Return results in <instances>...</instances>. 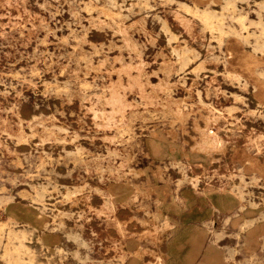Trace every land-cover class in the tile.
Segmentation results:
<instances>
[{
    "label": "rangeland",
    "instance_id": "1",
    "mask_svg": "<svg viewBox=\"0 0 264 264\" xmlns=\"http://www.w3.org/2000/svg\"><path fill=\"white\" fill-rule=\"evenodd\" d=\"M262 35L264 0H0V264H264Z\"/></svg>",
    "mask_w": 264,
    "mask_h": 264
},
{
    "label": "bare ground",
    "instance_id": "2",
    "mask_svg": "<svg viewBox=\"0 0 264 264\" xmlns=\"http://www.w3.org/2000/svg\"><path fill=\"white\" fill-rule=\"evenodd\" d=\"M262 5V4H261ZM260 5V6H261ZM263 7V6H262ZM103 10V9H102ZM206 12V11H205ZM234 12H236V10L234 11ZM198 13V12H197ZM196 13V14H197ZM74 14V13H73ZM199 14V13H198ZM108 15V14H107ZM236 16V15H235ZM241 16V15H240ZM240 18V17H239ZM243 18V17H242ZM245 19V18H244ZM203 20H204V22L207 24V25H213L214 23H216V22H214L213 21V15H211V14H209V13H206V14H204L203 15ZM241 22V21H240ZM244 23H245V21H244ZM243 23V24H244ZM243 24H242V26H243ZM258 24V23H257ZM261 24V23H260ZM247 25V24H246ZM248 26V25H247ZM218 27H220V26H218ZM262 27V26H261ZM215 28V27H214ZM242 28H244V27H242ZM217 29H221V28H217ZM216 29V30H217ZM262 29V28H261ZM222 30V29H221ZM220 30V31H221ZM233 29H231V31H232ZM242 30V29H241ZM218 31V30H217ZM231 31H230V33H231ZM238 31V30H237ZM247 31V30H246ZM225 33H227V31H225ZM233 33L235 34V31H233ZM261 33H262V31H261ZM221 34H222V31H221ZM229 34V33H228ZM240 34V33H239ZM254 35V34H253ZM255 35H257V34H255ZM227 36V35H226ZM229 36V35H228ZM227 36V37H228ZM242 36H243V34H242ZM262 36H264V35H262ZM239 37H241V36H239ZM226 38V37H225ZM244 38V37H243ZM260 38V37H259ZM264 38V37H263ZM223 39V38H222ZM227 39V38H226ZM241 39H242V37H241ZM249 40V39H248ZM256 40V39H255ZM259 41V40H258ZM261 41V40H260ZM264 42V41H263ZM257 44V43H256ZM132 45V44H131ZM260 45V44H259ZM259 45H257V46H259ZM255 46V45H254ZM253 46V47H254ZM263 46V45H262ZM220 47V46H219ZM256 47V46H255ZM263 49H264V47H263ZM260 50V49H259ZM262 50V49H261ZM180 51H182L181 49H180ZM184 51V50H183ZM179 52V51H178ZM182 53V52H181ZM180 53V54H181ZM261 53V52H260ZM264 53V52H263ZM263 53H261L262 55H263ZM182 55V54H181ZM183 57H185V55H183ZM106 59V58H105ZM185 59V58H184ZM186 73V72H185ZM262 74V73H261ZM264 74V73H263ZM232 75V74H231ZM229 77V76H228ZM234 78V77H233ZM241 79V78H240ZM244 83V82H243ZM240 85V84H239ZM242 85V84H241ZM168 102V101H167ZM168 106V105H167ZM166 106V107H167ZM259 106H261V105H259ZM170 107V106H169ZM168 107V108H169ZM159 109V108H158ZM161 109V108H160ZM253 111V110H252ZM256 111V110H255ZM254 112V111H253ZM259 113V112H258ZM153 115H155V113L153 114ZM220 115V114H219ZM217 116H218V114H217ZM222 116V115H221ZM220 116V117H221ZM154 117V116H153ZM219 117V118H220ZM263 117V116H262ZM20 132H22V131H20ZM23 133V132H22ZM205 133V132H204ZM23 135V134H22ZM21 135V136H22ZM203 135V134H202ZM252 136V135H251ZM256 136V135H255ZM202 137V136H201ZM204 137V136H203ZM208 138V137H207ZM201 139V138H200ZM199 139V140H200ZM204 139H206L205 137H204ZM202 140V139H201ZM208 140V139H207ZM210 140H211V138H210ZM132 141V140H131ZM209 142V141H208ZM207 144V143H206ZM196 145H197V143H196ZM201 145V144H200ZM203 146V145H202ZM204 146H206V145H204ZM223 146H225V145H223ZM198 149H200V148H198ZM223 149V148H222ZM221 150V149H220ZM225 149H223L222 151H224ZM127 153H128V151H127ZM130 154V153H129ZM129 159V158H128ZM127 159V160H128ZM129 161V160H128ZM131 161V160H130ZM128 163V162H127ZM238 170V169H237ZM243 172V171H242ZM242 178V177H241ZM257 181V180H256ZM197 183V182H196ZM195 185V184H194ZM42 190H45V189H42ZM242 192V191H241ZM144 194V193H143ZM142 194V195H143ZM243 194V193H242ZM149 195V194H148ZM244 195V194H243ZM144 197H146V196H144ZM244 198V197H243ZM217 209V208H216ZM2 224V223H1ZM10 229V228H9ZM12 229V228H11ZM1 230H3V229H1ZM23 230H21V232H22ZM147 231V230H146ZM9 232V231H8ZM19 232V231H18ZM26 233V232H25ZM15 235V237L17 236L18 237V234H16V232L12 229V230H10V232H9V237H10V235ZM13 235V236H14ZM23 235H24V237H25V234L23 233ZM158 235V234H157ZM14 237V238H15ZM17 237H16V239H17ZM22 237V236H21ZM11 238V237H10ZM9 239V238H8ZM15 239V240H16ZM19 239V238H18ZM24 239V238H23ZM13 240V239H12ZM26 240V239H25ZM20 240H18V242H19ZM21 241H23V240H21ZM19 244V243H18ZM11 250V249H10ZM26 250H28V248H27V245L25 244V243H23V242H20V244L18 245V247L16 248H14V251H16L17 253L16 254H18V257H17V259L16 260H14L15 262H21V260H23L22 259V257L20 256L22 253H24ZM30 250H31V248H30ZM10 252V251H9ZM13 252V251H12ZM22 252V253H21ZM14 253V252H13ZM25 253H27V252H25ZM153 254V253H152ZM7 255V254H6ZM9 255H10V257H12V253H9ZM160 256V255H159ZM9 256L7 257V258H10ZM6 258V257H5ZM9 261V260H8ZM13 263V262H12ZM16 264V263H15Z\"/></svg>",
    "mask_w": 264,
    "mask_h": 264
}]
</instances>
